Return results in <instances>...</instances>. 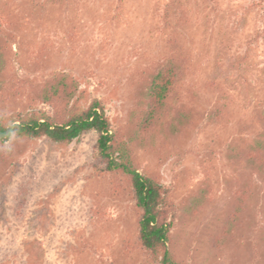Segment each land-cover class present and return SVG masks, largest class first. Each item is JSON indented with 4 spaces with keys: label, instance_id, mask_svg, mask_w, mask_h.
<instances>
[{
    "label": "rangeland",
    "instance_id": "obj_1",
    "mask_svg": "<svg viewBox=\"0 0 264 264\" xmlns=\"http://www.w3.org/2000/svg\"><path fill=\"white\" fill-rule=\"evenodd\" d=\"M1 14L2 40L12 35L0 81L5 121L31 109L51 115L27 84L66 76L77 89L70 104L99 100L125 136L136 116L141 124L161 65L191 64L167 107L174 128L194 123L184 135L162 127L138 139L135 166L167 191L169 247L181 262L264 264V173L244 153L264 136V0H0ZM95 140H23L0 165V264H156L138 242L130 185L97 165ZM243 185L253 194L235 215Z\"/></svg>",
    "mask_w": 264,
    "mask_h": 264
},
{
    "label": "trees",
    "instance_id": "obj_2",
    "mask_svg": "<svg viewBox=\"0 0 264 264\" xmlns=\"http://www.w3.org/2000/svg\"><path fill=\"white\" fill-rule=\"evenodd\" d=\"M6 22L8 20L1 14L0 81L5 70L4 49L7 48V40L12 37L11 34L6 33L8 38L5 41L1 38L2 28ZM187 64L184 59L178 61L171 57L161 65L149 86L146 98L141 100V108H139V114L143 116L141 124H138L139 118L136 116L131 128L124 130L125 136L112 131L105 107L99 100L93 101L84 109L70 104V99L77 90L70 78L62 76L35 86L28 82L32 103L35 97L41 103L48 105L52 114L31 109L19 113L16 118L9 121L0 117V165L7 164L18 154L20 142L23 140L46 138L58 145H68L85 134L94 132L96 134L94 160L97 165L104 163L107 172L125 176L130 185L135 206L140 211L137 221L138 242L148 253L149 260L156 264H184L170 252L173 215L168 221L167 191L157 176L140 173L135 166L133 154L138 139L142 138L144 141L149 135L158 134L162 127L166 129V134L177 132L184 135L194 123V120H191L184 122V125L177 124L174 128V122L168 120L167 105L170 93L176 83H182L189 72L191 64L186 66ZM219 112H222V109H216V116L220 119ZM183 113L189 112L181 110L180 116ZM259 115L261 116L257 118V123L262 124L264 114ZM257 140L259 143H253L244 153L246 159L251 162L254 173L261 174L264 173V136ZM234 194L235 215H239V210L249 204L253 194L252 186L243 185Z\"/></svg>",
    "mask_w": 264,
    "mask_h": 264
}]
</instances>
